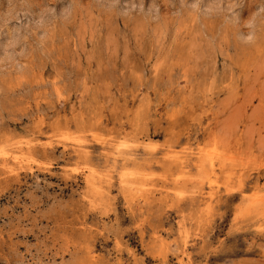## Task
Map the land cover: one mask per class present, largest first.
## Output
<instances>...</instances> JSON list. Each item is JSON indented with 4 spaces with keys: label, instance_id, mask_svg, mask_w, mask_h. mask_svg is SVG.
I'll return each mask as SVG.
<instances>
[{
    "label": "rangeland",
    "instance_id": "rangeland-1",
    "mask_svg": "<svg viewBox=\"0 0 264 264\" xmlns=\"http://www.w3.org/2000/svg\"><path fill=\"white\" fill-rule=\"evenodd\" d=\"M0 149V264H264V0H0Z\"/></svg>",
    "mask_w": 264,
    "mask_h": 264
},
{
    "label": "bare ground",
    "instance_id": "bare-ground-1",
    "mask_svg": "<svg viewBox=\"0 0 264 264\" xmlns=\"http://www.w3.org/2000/svg\"><path fill=\"white\" fill-rule=\"evenodd\" d=\"M93 134H94V133H93ZM94 135H95V134H94ZM96 137H97V135H96ZM96 137H94V138L96 139ZM96 140H98V139H96ZM143 143H144V142H143ZM81 144H82L81 141H76V142H75V145H74L75 148H72V149H74V151H77L78 147H79ZM104 144H105V143H104ZM139 145H140V144H139ZM141 145H142V144H141ZM141 145H140V146H141ZM145 145H146V143H145ZM148 145H149V144H148ZM120 146H121V145H120ZM136 146H137V145H136ZM143 146H144V145H143ZM149 146H150V145H149ZM114 147H115V146H114ZM144 147H145V146H144ZM137 148H138V147H137ZM145 148H148V147H145ZM114 149H116V150L113 151L114 154H115L114 157H113V159L116 160L117 157H118V155L116 154V152H118V151H120V150H119V147H118V146H116ZM149 149H150V148H149ZM0 150H1V149H0ZM151 150H152V148H151ZM1 151H3V150H1ZM1 151H0L1 156H3V158H6V156H7V152L4 151V152L1 153ZM115 151H116V152H115ZM122 153H123V152H122ZM173 153H174V152H173ZM173 153L167 152V153L165 154V157H167V158H169V157H172V158H173V157H174V159H175V158H176V159H179L181 163L187 162L188 159H191V157H193V156H187V157H183V156H181V157H180V156H178V155L175 154V153H177V152H175L174 154H173ZM123 154H124V153H123ZM111 155H112V154H111ZM116 155H117V157H116ZM119 155H120V154H119ZM8 156H9V155H8ZM201 156H202V155H201ZM19 157H20L19 154H16V155H15V158H16V159H18ZM125 157H126V156H124L123 158H125ZM199 157H200V156H199ZM3 158H2V159H3ZM176 159H175V160H176ZM192 159L194 160V158H192ZM203 160H204V159H203ZM124 161H125V160H124ZM152 161H154V160H152ZM169 161H170V160H169ZM169 161H168V162H169ZM209 161H210V160H209ZM213 161H214V159H213ZM127 162H128V161H127ZM164 163H165V162H164ZM171 163H172V162H171ZM211 163H212V162H211ZM202 164H203V163H202ZM208 164H209V163H208ZM87 165H88V164H87ZM219 165H220V164H219ZM214 166H215V165H214ZM127 167H129V166H127ZM164 167H165V166H164ZM200 167H201V166H200ZM221 167H222V165H221ZM223 167H224V166H223ZM94 168H95V167H94ZM122 168H123V167H122ZM137 168H138V167H137ZM140 168H141V167H140ZM140 168H139V169H140ZM197 168H199V167H197ZM124 169H125V168H124ZM131 169H133V168H131ZM88 170H90V169H88ZM88 170H87V171H88ZM133 170H134V169H133ZM143 170H144V169H143ZM205 170H206V169H205ZM219 170H221V168H220ZM11 171H12V169H11ZM90 171H91V170H90ZM122 171H124V170L122 169ZM91 172H92V171H91ZM120 172H121V171H120ZM134 172H135V171H134ZM141 172H142V171H141ZM144 172H145V171H144ZM200 172H202V171H200ZM212 172H213V171H212ZM92 173H97V172H94V171H93ZM92 173H90V179H89V180L96 179V177H95L96 175H93ZM132 173H133V171H132ZM138 173H139V172H137V173L135 172V174H138ZM118 174H119V173H118ZM120 174H121V173H120ZM123 174H127V173H123ZM133 174H134V173H133ZM147 174H148V173H147ZM128 175H129V174H128ZM140 175H141V174H140ZM164 175H165V174H164ZM180 175H181V174H180ZM98 176H99V175H98ZM131 176H132V174H131ZM136 176H137V175H136ZM123 177H125V179H123L124 183L130 181L129 179H128L129 181L126 180L127 177H126L125 175H123ZM134 177H135V176H134ZM141 177H143V176H141ZM160 177H162V175H161ZM131 178H132V177H131ZM145 178H146V177H145ZM162 178H163V177H162ZM148 179H149V178H148ZM86 180H87V179H86ZM86 180H85V182H86ZM164 180H165V179H164ZM96 181H97V180H96ZM96 181H95V182H96ZM98 181H99V180H98ZM145 181H146V180H145ZM87 182H88V181H87ZM92 182H93V181H92ZM130 182H131L132 185L135 184V183H137V182H135L134 180H131ZM165 182H166V181H165ZM212 182H213V181H212ZM93 183H94V182H93ZM173 183L175 184L176 187H180V183H179V180H178V179H175ZM94 185H96V184H94ZM97 185H98V184H97ZM122 185H124V184H122ZM135 185H136V184H135ZM140 185H142V184H140ZM140 185H139V186H140ZM91 186H92V185H91ZM142 186H143V185H142ZM96 187H97V186H96ZM96 187H95V188H96ZM123 187H124V186H123ZM132 187H133V186H132ZM97 188H98V187H97ZM124 188H125V187H124ZM125 189H128V188L126 187ZM160 189H161V188H160ZM159 192H160V191H159ZM182 193H184V192H182V191H178V195H182ZM194 193H195V192H194ZM176 194H177V192H176ZM200 194H201V193H200ZM263 198H264V197H263ZM263 202H264V201H263ZM263 202H262V203H263ZM140 231H141V230H140ZM118 246H119V245H118Z\"/></svg>",
    "mask_w": 264,
    "mask_h": 264
}]
</instances>
